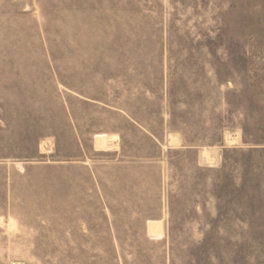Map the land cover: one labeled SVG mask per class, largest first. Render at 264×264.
Instances as JSON below:
<instances>
[{
  "label": "rangeland",
  "instance_id": "rangeland-1",
  "mask_svg": "<svg viewBox=\"0 0 264 264\" xmlns=\"http://www.w3.org/2000/svg\"><path fill=\"white\" fill-rule=\"evenodd\" d=\"M0 264H264V0H0Z\"/></svg>",
  "mask_w": 264,
  "mask_h": 264
},
{
  "label": "crops",
  "instance_id": "crops-1",
  "mask_svg": "<svg viewBox=\"0 0 264 264\" xmlns=\"http://www.w3.org/2000/svg\"><path fill=\"white\" fill-rule=\"evenodd\" d=\"M104 138H97V141H96V143L95 144H98L99 145V149L101 150V149H103V146L105 145H107V143L109 142V141H107V140H103ZM104 146V147H105ZM149 230H148V226H147V232H148Z\"/></svg>",
  "mask_w": 264,
  "mask_h": 264
}]
</instances>
